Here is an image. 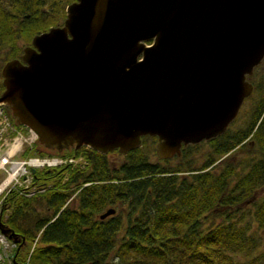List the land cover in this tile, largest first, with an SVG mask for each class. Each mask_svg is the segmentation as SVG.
Instances as JSON below:
<instances>
[{
  "label": "water",
  "instance_id": "obj_1",
  "mask_svg": "<svg viewBox=\"0 0 264 264\" xmlns=\"http://www.w3.org/2000/svg\"><path fill=\"white\" fill-rule=\"evenodd\" d=\"M263 56L264 0H72L3 62L0 103L53 151L149 135L168 158L227 128Z\"/></svg>",
  "mask_w": 264,
  "mask_h": 264
},
{
  "label": "trees",
  "instance_id": "obj_2",
  "mask_svg": "<svg viewBox=\"0 0 264 264\" xmlns=\"http://www.w3.org/2000/svg\"><path fill=\"white\" fill-rule=\"evenodd\" d=\"M70 1L0 0V67L21 51L19 39L59 24ZM251 82L242 123L232 125L236 116L178 155L152 159L155 137L144 135L117 163L81 145L61 153L80 154L76 162L35 168L42 190L11 188L0 200L17 238L14 264H264V73ZM30 153L44 152L26 145Z\"/></svg>",
  "mask_w": 264,
  "mask_h": 264
},
{
  "label": "rangeland",
  "instance_id": "obj_3",
  "mask_svg": "<svg viewBox=\"0 0 264 264\" xmlns=\"http://www.w3.org/2000/svg\"><path fill=\"white\" fill-rule=\"evenodd\" d=\"M24 40L23 39H19L18 40V45L19 44H21L22 42H23ZM2 57H4L3 55H2ZM2 57L0 58V64L2 63V61H3V59H2ZM261 72H263L264 73V62H260V63H258L254 68H253V73H252V75H254V76H258ZM252 75H251V77H250V79H253L254 78V76L252 77ZM257 78V77H256ZM247 103H245V102H243V105H244V107H245V105H246ZM242 121H243V119H242V116H238L237 115V117H236V119H234V121H233V124L232 125H240L241 123H242ZM232 125H230V126H232ZM19 130H20V132L22 133V135H23V137H26L27 136V133H26V131L23 129V128H21V127H19ZM11 141V140H10ZM26 144H27V141H22L21 142V144H20V147H19V149L15 152V153H13L12 154V156H11V158H19V159H23V158H27L28 156H33V154L35 155L36 153H30V154H27V155H22V150H23V148L26 146ZM33 144H35V147H37V148H39L40 150H42L44 153L43 154H39V156L40 155H44V154H47V153H45V152H50L51 154H54V155H57V156H61L62 154L61 153H64L65 151H53V150H51V149H48V148H45L42 144H40V143H37V142H33ZM200 148H202V150H205L206 149V144H204V145H202ZM6 148H4V146H2V148H1V151L2 152H4V150H5ZM1 152V153H2ZM0 153V154H1ZM106 154H107V158L109 159V161H111V162H114V163H117L118 162V160L120 159V155H119V153L118 152H116V150H112V151H108V152H106ZM81 155L80 154H76L75 155V157H71V159H70V161H67V163H71V162H76L77 160H79L81 157H80ZM196 158H198V160L200 159V157H201V151L198 153H196ZM151 158L152 159H155V155L153 154L152 156H151ZM11 160H13V159H11ZM10 160V161H11ZM172 161H174V159H171ZM35 168H38V169H40V168H43V167H35ZM14 168H11V170H13ZM5 170H8V171H10L9 169H8V165L7 164H4V169H1L0 168V184L5 180V178H6V171ZM22 170L21 169H18L15 173L16 174H14V175H16V178H15V176L6 184V186L0 191V200H1V198H3L4 197V194L6 193V192H8V188L9 187H12V186H14V189L15 190H18V191H20V192H22L23 191V189H27V191L29 192V193H32V191H35V190H37V188H38V186L36 185V183H31V173L29 172L30 170L29 169H27V173H26V177H27V179L26 178H24L23 176H21V175H19V172H21ZM5 177V178H4ZM8 186V187H7ZM264 192V186H262V187H260L259 188V190H258V192L256 193V194H258V195H260V194H262ZM242 208H243V210H242V213H243V215L245 216L246 215V212H247V209L248 208H250L251 207V203L250 202H247L246 204H244V205H242L241 206ZM255 228H254V224L253 223H250V230H254Z\"/></svg>",
  "mask_w": 264,
  "mask_h": 264
},
{
  "label": "built area",
  "instance_id": "obj_4",
  "mask_svg": "<svg viewBox=\"0 0 264 264\" xmlns=\"http://www.w3.org/2000/svg\"><path fill=\"white\" fill-rule=\"evenodd\" d=\"M14 127L8 120L7 115L3 111L2 106H0V146L6 145L7 142V134L10 131H13ZM16 131V130H15ZM18 137H21V134L19 131H16V134L11 138L12 141H15L18 139ZM29 137L28 141L31 140L32 138V132H29ZM71 157H61V156H43V157H29L27 159H14V160H8L9 165L8 169L10 170L12 166H15V170L21 169L22 171L19 173H25L26 177V165H33V166H40V165H55L59 164L65 161H70ZM7 161L6 157H1L0 162L4 163ZM26 164V165H25ZM12 172L11 179L15 176ZM16 178V176H15ZM14 187V186H13ZM15 246V242L12 240L8 239L1 231H0V264H13L12 258H13V249ZM28 257H26L25 261L23 264H27Z\"/></svg>",
  "mask_w": 264,
  "mask_h": 264
},
{
  "label": "bare ground",
  "instance_id": "obj_5",
  "mask_svg": "<svg viewBox=\"0 0 264 264\" xmlns=\"http://www.w3.org/2000/svg\"><path fill=\"white\" fill-rule=\"evenodd\" d=\"M17 145H18L17 143H14L13 145H11V148H15L17 147ZM10 178H11V173H9L6 176L5 180L0 184V190L9 182Z\"/></svg>",
  "mask_w": 264,
  "mask_h": 264
},
{
  "label": "flooded vegetation",
  "instance_id": "obj_6",
  "mask_svg": "<svg viewBox=\"0 0 264 264\" xmlns=\"http://www.w3.org/2000/svg\"><path fill=\"white\" fill-rule=\"evenodd\" d=\"M29 43H30V41H29ZM29 43H28V44H29ZM19 45H22V47H23V46L26 45V44H22V43H21V44H19ZM22 47H21V50H22ZM20 53H21V51L18 53V55H17L16 57H18ZM0 68H1V67H0ZM0 80H1V79H0Z\"/></svg>",
  "mask_w": 264,
  "mask_h": 264
}]
</instances>
